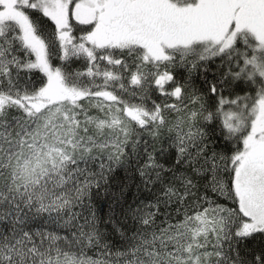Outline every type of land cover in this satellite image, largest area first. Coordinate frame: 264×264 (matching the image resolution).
Here are the masks:
<instances>
[{
  "label": "snow or ice",
  "instance_id": "6c2138e0",
  "mask_svg": "<svg viewBox=\"0 0 264 264\" xmlns=\"http://www.w3.org/2000/svg\"><path fill=\"white\" fill-rule=\"evenodd\" d=\"M0 264H264V0H0Z\"/></svg>",
  "mask_w": 264,
  "mask_h": 264
}]
</instances>
